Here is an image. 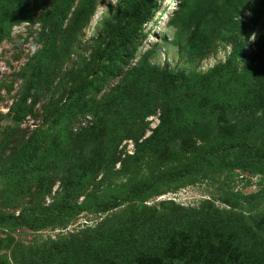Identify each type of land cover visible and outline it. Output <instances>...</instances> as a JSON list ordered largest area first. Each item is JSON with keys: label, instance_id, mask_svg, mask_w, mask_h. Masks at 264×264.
Here are the masks:
<instances>
[{"label": "rangeland", "instance_id": "obj_1", "mask_svg": "<svg viewBox=\"0 0 264 264\" xmlns=\"http://www.w3.org/2000/svg\"><path fill=\"white\" fill-rule=\"evenodd\" d=\"M140 1L28 0L29 20L0 42V216L48 209L72 171L101 165L71 202L80 204L103 175L133 169L137 146L151 138L156 153L143 157L140 172L148 179L197 162L211 147L231 161L248 145L256 162L165 182L137 209L211 206L247 221L264 208V0H150L122 28L128 40L111 62L117 49L108 45ZM83 81L84 94H73ZM221 111L226 125L217 121ZM26 159L31 170L19 179L16 165ZM125 179L96 191L107 195ZM103 217L82 213L43 231L8 224L0 229V264H19L14 253L70 240ZM243 251L232 249L226 264Z\"/></svg>", "mask_w": 264, "mask_h": 264}, {"label": "trees", "instance_id": "obj_2", "mask_svg": "<svg viewBox=\"0 0 264 264\" xmlns=\"http://www.w3.org/2000/svg\"><path fill=\"white\" fill-rule=\"evenodd\" d=\"M149 2L141 0L137 3L132 8L129 22L119 28L110 41L108 48L117 49V52L109 53L111 62L118 58L127 43L123 29L142 17ZM27 4L28 0H0V42L9 35L14 25L29 20ZM61 28L62 22L56 27L54 38ZM260 54L264 56L263 48ZM106 56L108 51L105 50L98 55V62ZM86 82L79 83L72 93L78 96L84 94ZM58 112L59 108H55L52 115ZM14 120L21 122L23 117L15 114ZM217 121L226 125L229 118L221 111ZM151 141L152 138L137 146L136 154L131 158L133 169L125 166L116 173L103 175L80 204L71 202L77 200L76 192L87 177H97L101 173V165L93 164L90 168L72 171L66 179L61 194L63 198L55 200L48 209L33 206L18 216H0V229L13 224L33 231L67 225L82 213L104 216L98 224L85 227L70 240L30 246L23 250L22 258L14 253L13 259L19 264H226L232 249H243L240 261L232 264H264V208L251 220L245 221L243 216L233 211H219L211 206L187 210L173 205L167 207L165 213L150 207L140 210L136 206L137 202L149 198L165 182L174 184L208 170L232 172L243 168V164L256 162L251 147L241 144L231 161L217 155L211 147L197 162L157 179H148L140 172L143 157L150 158L156 153L150 147ZM258 152V157L264 156V149ZM30 164L32 161L26 159L25 163L16 165L21 171H16L19 179L31 170ZM123 175L126 176L125 182L107 188V195L102 196L96 191L106 186L111 178ZM43 211L45 213L39 214Z\"/></svg>", "mask_w": 264, "mask_h": 264}]
</instances>
